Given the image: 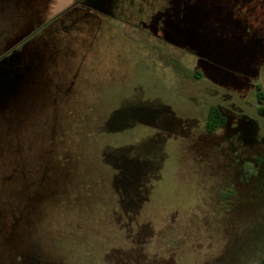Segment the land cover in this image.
Returning <instances> with one entry per match:
<instances>
[{
  "label": "rangeland",
  "instance_id": "obj_1",
  "mask_svg": "<svg viewBox=\"0 0 264 264\" xmlns=\"http://www.w3.org/2000/svg\"><path fill=\"white\" fill-rule=\"evenodd\" d=\"M81 1L0 0V264H258L264 0Z\"/></svg>",
  "mask_w": 264,
  "mask_h": 264
},
{
  "label": "trees",
  "instance_id": "obj_2",
  "mask_svg": "<svg viewBox=\"0 0 264 264\" xmlns=\"http://www.w3.org/2000/svg\"><path fill=\"white\" fill-rule=\"evenodd\" d=\"M99 1L101 0H82L79 4L75 6L79 7H86L92 10H96L99 7ZM255 96L257 103L259 104L258 106V112L264 113V107H263V101H264V93L261 90V87L259 85H255ZM226 118L224 115L221 113L220 109L217 106H211L208 109L207 112V117H206V122H205V127L208 132H212L215 129L223 126L225 123ZM258 264H264V258L260 259Z\"/></svg>",
  "mask_w": 264,
  "mask_h": 264
},
{
  "label": "flooded vegetation",
  "instance_id": "obj_3",
  "mask_svg": "<svg viewBox=\"0 0 264 264\" xmlns=\"http://www.w3.org/2000/svg\"><path fill=\"white\" fill-rule=\"evenodd\" d=\"M227 120H225V122H226Z\"/></svg>",
  "mask_w": 264,
  "mask_h": 264
}]
</instances>
